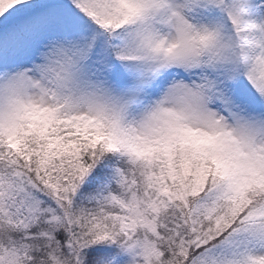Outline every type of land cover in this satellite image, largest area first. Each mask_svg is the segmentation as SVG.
<instances>
[{
  "label": "snow or ice",
  "instance_id": "obj_1",
  "mask_svg": "<svg viewBox=\"0 0 264 264\" xmlns=\"http://www.w3.org/2000/svg\"><path fill=\"white\" fill-rule=\"evenodd\" d=\"M0 264H264V0H0Z\"/></svg>",
  "mask_w": 264,
  "mask_h": 264
}]
</instances>
